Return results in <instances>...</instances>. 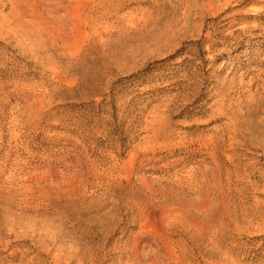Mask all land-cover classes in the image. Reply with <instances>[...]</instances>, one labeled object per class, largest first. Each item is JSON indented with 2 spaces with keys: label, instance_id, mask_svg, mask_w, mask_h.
Segmentation results:
<instances>
[{
  "label": "rangeland",
  "instance_id": "rangeland-1",
  "mask_svg": "<svg viewBox=\"0 0 264 264\" xmlns=\"http://www.w3.org/2000/svg\"><path fill=\"white\" fill-rule=\"evenodd\" d=\"M0 264H264V0H0Z\"/></svg>",
  "mask_w": 264,
  "mask_h": 264
}]
</instances>
